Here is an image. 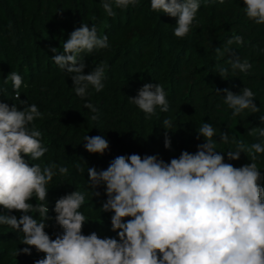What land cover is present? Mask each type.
Instances as JSON below:
<instances>
[{
  "label": "trees",
  "instance_id": "1",
  "mask_svg": "<svg viewBox=\"0 0 264 264\" xmlns=\"http://www.w3.org/2000/svg\"><path fill=\"white\" fill-rule=\"evenodd\" d=\"M243 0H225L224 4L209 0L201 6L190 32L184 38L174 35L176 18L165 13L153 12L150 0H139L135 6L120 10L113 6L116 15L104 12L101 0H0V101L18 110L24 105L11 97V81L5 79L15 71L23 78L21 101L35 104L44 114L33 122L42 134L41 142L48 149L39 160L24 156L32 166L55 163L68 168L67 175H56L47 185L49 219L45 231L52 239L63 234L55 223L53 211L58 198L75 190L85 193L81 212L86 216L84 235L96 233L99 238H116L118 231L111 227V212H103L107 200L105 186L93 196L89 186L88 168L106 170L118 156L139 154L142 158L154 155L166 163L178 158L183 151L195 153L204 138L197 139V130L203 123L216 129L213 140L217 153L224 155L226 163L241 167L251 163L246 154L238 160H229L228 150H235L233 138L246 144L261 143L264 137L249 135L252 128H264V25L249 20ZM82 23L97 27L98 36L107 35L109 47L80 54L86 64L84 74L90 73L103 62L106 65L104 88L96 92L89 87L90 101L98 109V119L84 107L85 101L73 90L70 74L61 70L51 59L52 47L63 51V43L70 33ZM241 36L243 45L233 43L231 53L220 57L216 48ZM238 56L247 59L252 68L248 73H233L228 60ZM220 67H228V76L219 75ZM145 83L161 84L167 94L169 111L146 119L139 108L130 103ZM26 85V87H25ZM244 87L256 94L257 113L245 110L233 117L232 110L224 104L223 91L239 94ZM172 121L167 129L170 148H165L164 119ZM229 135V143L220 142V134ZM100 135L109 148L103 155L89 153L84 147V137ZM264 177V154L256 160ZM77 165L83 172L77 170ZM264 187V180H261ZM40 203L34 197L29 201ZM0 214L9 213L0 206ZM30 215H33L30 213ZM38 219V214H34ZM129 218H125V221ZM23 233L7 225H0V264H35L44 253L31 247V255L20 252L29 247L22 244Z\"/></svg>",
  "mask_w": 264,
  "mask_h": 264
},
{
  "label": "clouds",
  "instance_id": "2",
  "mask_svg": "<svg viewBox=\"0 0 264 264\" xmlns=\"http://www.w3.org/2000/svg\"><path fill=\"white\" fill-rule=\"evenodd\" d=\"M139 0H101L108 16L114 17L113 6L126 10L137 5ZM209 0H204L207 5ZM224 4L225 0H213ZM244 11L249 20L264 25V0H243ZM201 0H150L153 12L165 13L176 18L174 35L184 38L196 20ZM233 43L243 45L241 36L230 38L226 45L216 48L218 56L231 53ZM109 47L107 35L98 36L97 27L82 23L73 30L63 43V51L54 53L51 59L70 74L73 90L85 101L84 107L97 120L98 109L90 101L89 87L100 92L104 88L106 65L101 62L90 73L84 74L86 64L80 54L94 49ZM264 51V49H262ZM231 71L248 73L252 68L247 59L235 56L228 60ZM229 68L220 67L219 75L228 76ZM11 81L14 95L11 97L24 105L18 110L0 101V206L15 215L0 214V225L10 226L23 233L22 244L28 245L19 251L31 255V247L44 253V258L35 264H264V187L256 160L264 154L261 143L246 144L233 138L235 150H228L229 160H238L241 153L251 163L239 168L224 162V155L217 153L213 137L216 129L203 123L197 130L204 143L197 151H183L178 158L166 163L154 155L143 158L139 154L118 156L106 170L88 168L89 186L92 195L99 197L96 189L105 186L107 200L103 212H111V227L118 231L116 238H99L96 233L84 235L86 216L81 212L85 193L73 191L58 198L53 211L55 223L63 229L62 235L52 239L45 231L49 217L47 185L56 175H67L68 168L55 163L29 164L24 156L39 160L48 149L41 142V132L33 124L43 113L37 105H28L20 100L23 78L12 71L5 83ZM26 87V85H25ZM224 92V104L232 110V116L245 110L257 113L255 93L244 87L239 94L228 89ZM130 103L141 110L146 119L169 111V101L161 84L145 83ZM264 121V116L261 117ZM165 148L171 142L167 129L170 119H164ZM264 137V128H252L249 135ZM84 147L89 153L103 155L109 148L108 141L100 136L84 137ZM220 142L229 143L226 132L220 134ZM77 170L83 169L77 165ZM35 198L40 203L29 201ZM33 214V215H30ZM34 214H38V219ZM125 218H129L125 221Z\"/></svg>",
  "mask_w": 264,
  "mask_h": 264
}]
</instances>
